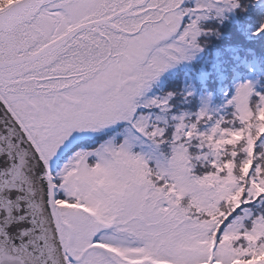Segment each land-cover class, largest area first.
<instances>
[{"label":"snow or ice","instance_id":"6c2138e0","mask_svg":"<svg viewBox=\"0 0 264 264\" xmlns=\"http://www.w3.org/2000/svg\"><path fill=\"white\" fill-rule=\"evenodd\" d=\"M226 21L264 51V0H0V264H264V82L208 53Z\"/></svg>","mask_w":264,"mask_h":264},{"label":"trees","instance_id":"16d2710c","mask_svg":"<svg viewBox=\"0 0 264 264\" xmlns=\"http://www.w3.org/2000/svg\"><path fill=\"white\" fill-rule=\"evenodd\" d=\"M254 18V17H253ZM240 19L241 25H243L244 21L242 18ZM248 27H251V22L248 23ZM223 32L225 33V38L220 40V41H215L213 45H211L208 49V53L213 52L216 48H219L221 51L224 50V48L229 45V44H237V43H242L243 44V49L240 51V56L241 57H246L248 61V65H241L238 68V76L236 77L237 79H245L249 75H257L255 77H260L261 81L264 82V51H261L259 47L255 48V55L251 53H247L244 51V49L251 48L253 47L251 44L244 43L242 38H238L236 35V25L230 24L229 22H225V25L223 27ZM207 55V54H206ZM228 53H225V57H228ZM203 58H201L200 61L196 62L194 64V67L196 69L200 68V65L202 63ZM254 67L256 69V72H250L248 70V67ZM188 71L187 67L184 65L178 66L168 72L166 76L161 78L162 84L167 86L168 83L172 82V78L175 77L177 80L180 78H183L185 76V73ZM229 76L231 77V72L229 73ZM214 85L209 81V90H212ZM197 90H201V85L197 83Z\"/></svg>","mask_w":264,"mask_h":264},{"label":"rangeland","instance_id":"374dc122","mask_svg":"<svg viewBox=\"0 0 264 264\" xmlns=\"http://www.w3.org/2000/svg\"><path fill=\"white\" fill-rule=\"evenodd\" d=\"M178 67V66H177ZM174 69V68H173ZM173 69H170V70H168L162 77L164 78L165 76H166V74L168 73V72H170L171 70H173ZM161 77V78H162ZM248 79H255L254 77H249ZM172 83V82H171ZM171 83H168L167 84V86H171Z\"/></svg>","mask_w":264,"mask_h":264},{"label":"bare ground","instance_id":"6f19581e","mask_svg":"<svg viewBox=\"0 0 264 264\" xmlns=\"http://www.w3.org/2000/svg\"><path fill=\"white\" fill-rule=\"evenodd\" d=\"M255 76H257V75H249L247 78H249V77H254V78H256Z\"/></svg>","mask_w":264,"mask_h":264}]
</instances>
